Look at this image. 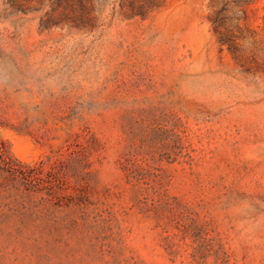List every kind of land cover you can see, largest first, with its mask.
I'll return each mask as SVG.
<instances>
[{
    "label": "rangeland",
    "instance_id": "374dc122",
    "mask_svg": "<svg viewBox=\"0 0 264 264\" xmlns=\"http://www.w3.org/2000/svg\"><path fill=\"white\" fill-rule=\"evenodd\" d=\"M224 1L0 0V264H264V0L235 54Z\"/></svg>",
    "mask_w": 264,
    "mask_h": 264
},
{
    "label": "trees",
    "instance_id": "16d2710c",
    "mask_svg": "<svg viewBox=\"0 0 264 264\" xmlns=\"http://www.w3.org/2000/svg\"><path fill=\"white\" fill-rule=\"evenodd\" d=\"M250 3H251V0H226V1H224V3H222V6L214 12L213 16L210 19L211 25L213 26V31L217 35L218 43L221 46H226L227 49L229 50V52H231L232 54H235L237 52V45L235 43L234 36H232L229 33V30H227L225 28L226 21L228 19L226 17V14L229 11V9H231V8L243 7V6H246ZM50 23H51V20L46 19L42 26L44 28L52 26L53 24H50ZM8 160H9V157H8L7 150H6L5 146L0 144V161L2 163V166L7 167V165L9 164ZM12 162H14V161H12ZM15 165L17 166V169H14V171H11L12 172L11 174L12 175L17 174L15 176H18V178L25 181L28 186L36 187L35 185H32L30 182L32 170L30 171L29 168H26L25 166L20 165L17 162L15 163ZM41 172H42V170L39 168V172L37 175H41ZM53 174H54V172L49 171L46 173V177L44 179L46 181H44L43 178L38 179L37 181L43 182L45 185H48L49 189L52 190V196H54V198H56V199L68 198L69 196H67V195L60 196V195L56 194L55 190L57 188L59 189L60 187L58 185L59 183L54 184V185L51 184L55 181H58V180H54L55 178H54Z\"/></svg>",
    "mask_w": 264,
    "mask_h": 264
}]
</instances>
